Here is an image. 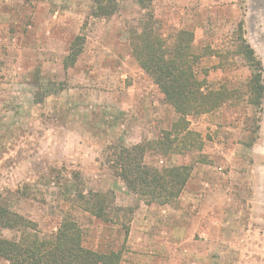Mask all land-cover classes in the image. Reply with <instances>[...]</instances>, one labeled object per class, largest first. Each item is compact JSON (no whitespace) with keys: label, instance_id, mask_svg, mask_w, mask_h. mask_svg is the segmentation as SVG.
Wrapping results in <instances>:
<instances>
[{"label":"rangeland","instance_id":"1","mask_svg":"<svg viewBox=\"0 0 264 264\" xmlns=\"http://www.w3.org/2000/svg\"><path fill=\"white\" fill-rule=\"evenodd\" d=\"M150 1L168 50L179 31L192 33L205 89L243 93L252 69L232 54L241 20L264 69V0ZM92 3L0 0V204L43 235L69 212L83 245L120 250L119 264H264V98L256 135L245 100L187 117L197 134L189 147L144 157L158 169L188 167L187 184L172 205H145L114 175V146L161 138L177 115L131 55L129 33L146 11L121 0L114 16L98 20L89 17ZM80 33L82 53L64 70ZM78 190L109 191L117 206L133 207L127 235L71 208Z\"/></svg>","mask_w":264,"mask_h":264},{"label":"trees","instance_id":"2","mask_svg":"<svg viewBox=\"0 0 264 264\" xmlns=\"http://www.w3.org/2000/svg\"><path fill=\"white\" fill-rule=\"evenodd\" d=\"M145 17L137 29L129 33L131 55L140 68L151 78L163 95L165 102L174 110L177 121L172 131L156 140L142 141L130 147L115 145L110 159L114 175L126 189L145 205H172L179 198L189 179V168L185 166L162 168L148 166L144 157L149 152L163 155L189 147L197 136L188 130L187 117L212 113L225 102L237 98L252 107L256 118L252 134L256 135L264 98L263 66L246 39L244 21L237 24L236 44L233 56L241 57L252 69L244 84L242 94L224 88L205 89L195 72L198 58L191 52L192 33L179 31L171 49L157 32L156 21L151 11L150 0H136ZM121 0H93L89 17L110 19L120 9ZM86 23L81 27L85 29ZM85 42L80 33L72 40L68 54L62 61L64 70L71 68L82 53ZM256 140L253 137L252 142ZM175 144V146H174ZM188 145V146H186ZM251 148V142L246 145ZM175 148V149H174ZM200 148V147H199ZM177 150V151H175ZM71 208L81 211L106 225L119 226L127 235L134 214L133 207L115 204L114 195L107 192L78 190L70 200ZM10 231L16 237L0 236V260L7 264H119L121 251L91 250L83 245V234L69 212L65 213L54 232L43 235L37 223L11 211L0 204V232Z\"/></svg>","mask_w":264,"mask_h":264},{"label":"water","instance_id":"3","mask_svg":"<svg viewBox=\"0 0 264 264\" xmlns=\"http://www.w3.org/2000/svg\"><path fill=\"white\" fill-rule=\"evenodd\" d=\"M246 39H247V41H248V38H247V32H246ZM248 43L250 44V42L248 41ZM250 46H251V44H250ZM251 48L254 50V48L251 46ZM254 52H255V50H254ZM256 54V53H255ZM263 66V65H262Z\"/></svg>","mask_w":264,"mask_h":264},{"label":"flooded vegetation","instance_id":"4","mask_svg":"<svg viewBox=\"0 0 264 264\" xmlns=\"http://www.w3.org/2000/svg\"><path fill=\"white\" fill-rule=\"evenodd\" d=\"M251 46L254 48V50H256V47H255L253 44H252ZM262 101H263V100H262Z\"/></svg>","mask_w":264,"mask_h":264}]
</instances>
